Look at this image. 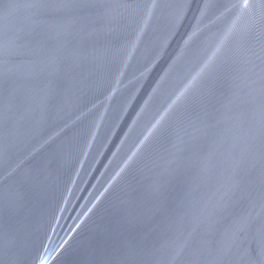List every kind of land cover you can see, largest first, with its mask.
I'll use <instances>...</instances> for the list:
<instances>
[{
	"label": "water",
	"instance_id": "obj_1",
	"mask_svg": "<svg viewBox=\"0 0 264 264\" xmlns=\"http://www.w3.org/2000/svg\"><path fill=\"white\" fill-rule=\"evenodd\" d=\"M0 264H264V0H0Z\"/></svg>",
	"mask_w": 264,
	"mask_h": 264
}]
</instances>
